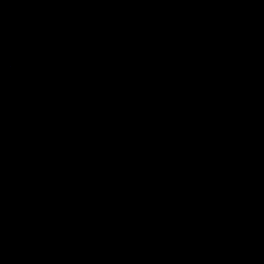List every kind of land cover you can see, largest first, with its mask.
Instances as JSON below:
<instances>
[{
  "label": "water",
  "instance_id": "obj_1",
  "mask_svg": "<svg viewBox=\"0 0 264 264\" xmlns=\"http://www.w3.org/2000/svg\"><path fill=\"white\" fill-rule=\"evenodd\" d=\"M0 264H264V0H0Z\"/></svg>",
  "mask_w": 264,
  "mask_h": 264
}]
</instances>
